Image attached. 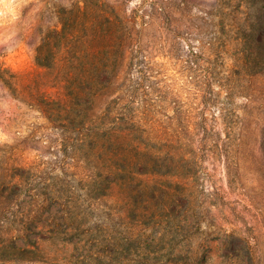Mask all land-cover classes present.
I'll return each instance as SVG.
<instances>
[{
  "label": "rangeland",
  "instance_id": "rangeland-1",
  "mask_svg": "<svg viewBox=\"0 0 264 264\" xmlns=\"http://www.w3.org/2000/svg\"><path fill=\"white\" fill-rule=\"evenodd\" d=\"M263 3L0 0V264H264V65L246 38ZM99 33L122 56L91 103L104 160L37 100L67 98Z\"/></svg>",
  "mask_w": 264,
  "mask_h": 264
},
{
  "label": "trees",
  "instance_id": "trees-1",
  "mask_svg": "<svg viewBox=\"0 0 264 264\" xmlns=\"http://www.w3.org/2000/svg\"><path fill=\"white\" fill-rule=\"evenodd\" d=\"M259 11L260 16L255 19L257 24L255 23L252 26L255 27L258 25L260 27V33H258V36H254L250 33L246 36L247 40L252 41L250 42V45L253 55L249 61V69L252 68L251 66L264 65V3L259 6ZM110 23L112 24L111 20ZM59 33L60 32L56 31L54 37L58 36ZM61 33L62 34L59 35L60 38L64 40L70 38L68 37V34L70 33L63 32V30ZM94 40L96 43L93 47V51H91L94 62L88 64L81 63L76 66L72 64L68 65L67 78L65 80V84L69 90L67 98L62 100L61 103L60 101L47 99L44 96H40V99L37 100L39 102V107L45 112V114H47L46 116L51 121H56L57 118H60V121L70 128L72 124H75V121L77 122L78 120L82 129H85L76 143L81 154L88 153V146L90 147L93 156L104 160L110 158L114 154L111 151V145L114 140L113 134L107 127L106 123V119L109 115L107 111H104L97 113L96 117L91 120V103L97 102L117 78L120 71L119 64L121 63L122 56L119 52L120 46L117 43V37L114 36V34L109 33L106 36L99 33L94 36ZM47 44L48 42L43 41V45L39 48L37 54V61L40 65L50 67L43 58L47 55H52V60L53 58L56 59L57 53L52 49L46 50ZM85 53L86 51L83 50L82 56L85 55ZM75 71L77 72L75 73ZM57 103H59L58 107H56ZM86 125L89 126L85 127ZM67 127H65V129L70 130ZM119 138H121V144L127 140V137L123 133L119 135ZM64 140L67 141V143L69 142V139L67 138H64ZM115 155L117 157L127 158V152L125 151H121ZM123 170L127 171V169L123 167L122 169H119L117 173L119 174V172ZM112 172H114L113 169H108L106 171V176H109ZM145 173L152 172L146 171ZM124 185H127V182H125ZM4 197L3 193L0 194V200ZM168 256V260L182 262V259H176L171 251Z\"/></svg>",
  "mask_w": 264,
  "mask_h": 264
}]
</instances>
